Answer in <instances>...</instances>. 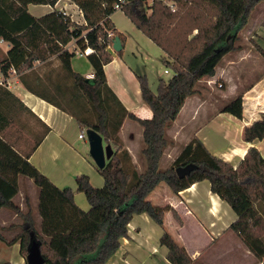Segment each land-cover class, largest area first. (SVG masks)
<instances>
[{
  "label": "trees",
  "instance_id": "1",
  "mask_svg": "<svg viewBox=\"0 0 264 264\" xmlns=\"http://www.w3.org/2000/svg\"><path fill=\"white\" fill-rule=\"evenodd\" d=\"M71 1L82 10L85 26L56 10L39 18L27 11L30 3L53 6L57 0H0V39L10 44L0 71L6 74L10 67L21 71L36 59L60 53L66 73L89 105L87 112L73 114L78 124L98 132L106 144L116 148L102 168L96 167L102 187L92 186L87 175L75 177L76 190L89 204V209L83 210L75 203L71 188L56 186L29 162L30 152L20 153L0 136V208L9 209L22 222L18 235L8 243L20 239V253L25 256L31 240H35L45 264H106L121 240L128 237L127 225L134 214L145 213L163 227L164 211L170 207L153 204L148 198L160 182L178 193L207 180L211 192L236 214L229 230L256 258L264 259V158L254 146H249L233 167L210 154L193 136L167 166L160 167L165 148L173 143L167 136L168 128L188 97L208 89L204 80L215 74L222 58L241 49L240 31L261 0H123L120 9L161 50L163 64L171 73L169 79H159L155 92L144 75H136L141 99L152 111L149 119L127 112L106 83L103 65L112 58L105 50L107 32L117 35L109 16L118 0ZM72 40L81 49L87 45L94 49L88 57L93 78L72 71L69 61L74 52L64 49ZM254 48L264 59V49ZM219 110L242 118V93L225 101ZM125 118L135 120L142 128L141 170L121 146L119 130ZM263 137L264 118L244 126V141ZM189 164L193 169L179 177L175 169ZM20 176L31 179L38 188L39 228L28 196H24L25 209L13 202ZM173 214L178 218L174 210ZM159 244L167 249L171 264H193L184 247L166 231Z\"/></svg>",
  "mask_w": 264,
  "mask_h": 264
},
{
  "label": "crops",
  "instance_id": "2",
  "mask_svg": "<svg viewBox=\"0 0 264 264\" xmlns=\"http://www.w3.org/2000/svg\"><path fill=\"white\" fill-rule=\"evenodd\" d=\"M72 3L71 0H57L53 6L30 3L27 5V11L33 17L39 18L57 11L62 6H65L67 11H72ZM263 3L264 0H261L256 6ZM117 12L127 18L121 9H116L109 16L120 37L122 49L120 54L108 51L112 58L103 65L106 83L127 112L140 119H149L152 117V111L141 99L136 75H144L153 92L156 78L145 67L144 60H140L142 54L137 55L135 51L130 50L131 34L120 29L115 21ZM250 17H253V12L240 31L242 37L238 44L241 49L227 53L210 78L213 82L220 81L221 87L207 85L211 97L205 98L204 93L188 97L168 128L176 133L177 128L181 131L184 127L192 125V132L184 144L194 136L210 154L229 162L233 167L241 161L249 146H254L264 158V137L253 142H246L242 138L244 126L264 118V59L254 48L257 45L264 49V9L257 22L250 23ZM9 48L10 44L0 39V63L6 58ZM64 49L87 58L84 64L77 67L73 57L69 63L72 71L91 79L87 77L93 73L89 55L81 54L82 49L76 45L75 40L70 41ZM215 87L218 88L216 95L212 92ZM238 93H242V118L220 112L223 103ZM213 97L216 105L205 107V103ZM87 110V100L75 88L71 76L66 73L60 53L45 59H36L32 61V66L21 71L15 70L14 67H10L6 74L0 71V136L20 153L30 152L29 162L56 186L71 188L75 203L83 210H88L89 204L85 196H82L83 193L76 190L75 177L84 174L88 176L92 186H103V179L95 164L85 153L87 150H83L85 145L81 140L85 137L79 138V134H85V130L73 115L77 111ZM75 126L79 130L75 129ZM119 132L131 162L139 168L138 161H142L141 126L135 120L125 118ZM176 137H168L173 143L165 150L177 143ZM165 150L160 161L161 168L165 167L162 166ZM176 154L168 153L169 163ZM19 178V192L15 197L22 195L24 198L27 195L32 207L33 198L29 191L21 188ZM24 181L26 180L22 183ZM15 197L13 202L20 207ZM148 198L153 204L170 207L164 211L163 229L184 247L193 264H263L264 259L256 258L242 240L229 230L228 227L236 219V214L228 203L211 192L207 180L195 182L178 193H173L164 182H160L149 193ZM2 210L4 209L0 208V212H4ZM173 210L178 218L174 217ZM33 217L36 223L34 210ZM0 218L1 224L6 223L5 218L21 221L12 211L10 215L1 213ZM164 230L145 213L134 214L127 225L128 237L121 240L119 248L106 264H171L166 258L167 249L159 244ZM14 237L0 233V245L6 249L0 251V255H3L0 262L26 264L25 256L20 253V239L8 243ZM155 241H158V244ZM13 246L18 248L17 259L10 253Z\"/></svg>",
  "mask_w": 264,
  "mask_h": 264
},
{
  "label": "rangeland",
  "instance_id": "3",
  "mask_svg": "<svg viewBox=\"0 0 264 264\" xmlns=\"http://www.w3.org/2000/svg\"><path fill=\"white\" fill-rule=\"evenodd\" d=\"M147 1H150V0H147ZM73 4V3H72ZM264 9V3L263 4H258L257 6L254 7L253 9V17L251 18L250 17V23H252L253 21H256L258 20V18H260L262 16V10ZM71 12L75 13V7H74V10H72ZM252 14V13H251ZM251 16V15H250ZM115 21L117 22V24L119 25L120 29L124 32V30H126V32H129L131 34V47H130V50H133L136 52L137 55H140L139 53L142 54V58L140 57V60H144V65L145 67L151 72L152 76L154 78H156V82H155V91H156V87H157V83L159 81V78H162L164 80H167L170 78L171 76V73L168 71L167 73H164L163 70L166 68L165 65L163 64V61H162V58H160L159 55H161V57L163 56L161 50L151 41H149L145 36H143L139 31H137L135 29V27L133 26V24H131V22L124 17V15L121 13V12H117V14L115 15ZM252 25V24H251ZM242 37V36H241ZM138 40V41H137ZM142 42V44H140ZM86 57L84 56H78L77 54L73 56V61H74V64H76V67L77 65L79 64H84L86 62ZM212 81L211 82H208V84L206 83V81L204 80V84L206 85L205 87H207V85H211V87L213 86H217L218 88H220L221 85L218 81L213 83V79H211ZM224 83V82H223ZM218 88H214L213 89V93L216 95V92H218ZM209 89H206L204 90L202 93H204V97L206 98L207 96L208 97H211V95H209ZM213 94V95H214ZM210 101H207L205 103V107L206 106H211V105H214L216 102L214 101V97L213 98H209ZM216 105V104H215ZM213 108V106H212ZM211 108V109H212ZM93 118H94V115H93ZM75 129H78L79 128L77 126H75ZM83 130H86L87 128L83 125L82 127ZM81 129V130H82ZM192 129H193V126L191 125H188L187 127H184L181 131L180 129L177 128V132L174 133V130H167V135L168 137L172 136V135H175L177 136L176 137V140H177V143L172 145V147H169L167 150H165L166 154L164 155V158L162 160V166H166L169 162H168V158H167V155L168 153L171 155V154H174V153H178V151L180 150V147L184 144V142L187 140V138H189L191 132H192ZM84 132V131H83ZM120 133V132H119ZM120 136V135H119ZM122 136H124V131L122 133ZM85 147L83 148V150H87L85 151V153H87L88 155V158L90 159V161L92 162V159L88 153V142L86 140V136H85V139L84 140H81ZM107 142L104 141L103 139V144L105 145ZM112 147V149L116 148V146L112 143H109ZM121 146L124 148L123 144H121ZM94 163V162H92ZM161 163V162H160ZM138 164H139V168L136 167L140 170L142 169V161H138ZM161 166V165H160ZM23 180H26L22 183ZM19 181H20V186L21 188L24 187L25 191H29L33 200L31 202L32 204V207H33V210L36 214V228H39V224H40V217L37 213V204H38V188L35 186V184L33 183V181L27 177H24V176H20L19 178ZM27 181H30L27 182ZM23 185V186H22ZM35 191V193H34ZM84 194H82L83 196ZM15 200L17 201V203L20 205V207L23 209H25V199L22 197V195H18L17 197H15ZM5 213H7L8 215H10L11 211L6 209V208H3ZM4 212H0L1 213H4ZM6 219V223L5 224H1V218H0V233L5 235V236H9V237H12V236H17L18 232H20V228H21V224L22 222L19 221V220H10L9 218H5ZM162 230L163 227H161ZM166 231L167 233H169L167 230H164ZM155 243L158 244V241H155ZM5 247L0 245V251L3 252L5 251ZM18 248L17 246H13L11 247L10 249V253L13 255V257L15 259L18 258V252H17ZM1 254V253H0ZM0 258H3V255H0Z\"/></svg>",
  "mask_w": 264,
  "mask_h": 264
},
{
  "label": "water",
  "instance_id": "4",
  "mask_svg": "<svg viewBox=\"0 0 264 264\" xmlns=\"http://www.w3.org/2000/svg\"><path fill=\"white\" fill-rule=\"evenodd\" d=\"M112 49L119 52L122 49L121 40L118 35H115L112 41ZM86 140L88 142L89 155L97 168H102L107 159L113 154V149L110 144H103L102 136L91 128L85 130ZM193 169V165L189 164L184 167L175 169L179 177L188 174ZM26 264H45L42 258L38 242L31 240L25 255Z\"/></svg>",
  "mask_w": 264,
  "mask_h": 264
},
{
  "label": "built area",
  "instance_id": "5",
  "mask_svg": "<svg viewBox=\"0 0 264 264\" xmlns=\"http://www.w3.org/2000/svg\"><path fill=\"white\" fill-rule=\"evenodd\" d=\"M122 2H123V0H118V2L113 5V8L114 9H120V6H121ZM73 5L75 7V13H73V12H71L69 10L67 11L65 6L59 7L57 9V12L61 13L64 17L68 18L70 21L74 22L75 24L84 25L85 26L86 25V20L84 18L82 10L76 4L73 3ZM113 38H114L113 32L112 31H108L107 32L108 44L105 46V50L106 51H110V50L113 51V49H112ZM84 41L86 43V39L85 38H84ZM77 52H79V51H77ZM92 53H95V51H94L93 48L89 47L88 45L81 50V54L82 55H86L87 56V55H91ZM164 72L167 73L168 70L165 69ZM87 77L88 78H93V73L88 75ZM211 81H212L211 79H207L206 83L208 84V82H211ZM213 83H215V82H213ZM219 86H221V85H219ZM84 137H85L84 133H80L79 134V138H84Z\"/></svg>",
  "mask_w": 264,
  "mask_h": 264
}]
</instances>
